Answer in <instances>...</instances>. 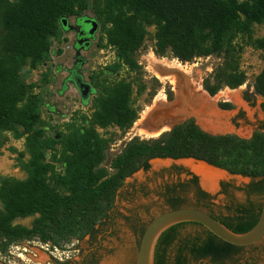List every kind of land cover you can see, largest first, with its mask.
Listing matches in <instances>:
<instances>
[{
  "label": "trees",
  "instance_id": "16d2710c",
  "mask_svg": "<svg viewBox=\"0 0 264 264\" xmlns=\"http://www.w3.org/2000/svg\"><path fill=\"white\" fill-rule=\"evenodd\" d=\"M89 9L101 24L103 41L116 52L118 60L109 68L114 74L140 70L136 53L150 27L156 30L155 53L159 57L170 54L182 63L223 58L204 81L211 97L248 82L239 65L241 53L236 42L240 37L252 39L253 48L264 51V37L254 38L255 27L264 24V0H0V154L6 144L4 137L11 135L15 140L25 139L29 156L25 180L5 178L0 183L1 254L26 241L62 248L83 239L108 217L125 180L140 170L148 171L155 159H193L232 175L260 179L252 192L264 197V133L250 139L212 135L194 119L155 139L134 138L113 159L112 173L103 168L108 141L98 128L128 131L139 120L134 83L125 79L96 88L100 93L90 118L72 120L65 125L66 131L56 136L48 133L43 116L47 98L36 89L52 83L49 66L54 47L68 42L63 21L81 18ZM40 69L46 70L40 83L31 82ZM253 90L246 95L247 101L264 98V70ZM93 92L91 88L86 97ZM221 108L232 110L233 105L223 103ZM54 163L63 164L65 171L57 172ZM172 203L173 209L181 208L179 200ZM30 217H37L31 227L15 225L18 219ZM257 223L227 227L244 234ZM168 249L158 243L155 264H168L164 257ZM176 264L186 263L177 259Z\"/></svg>",
  "mask_w": 264,
  "mask_h": 264
},
{
  "label": "rangeland",
  "instance_id": "374dc122",
  "mask_svg": "<svg viewBox=\"0 0 264 264\" xmlns=\"http://www.w3.org/2000/svg\"><path fill=\"white\" fill-rule=\"evenodd\" d=\"M92 21L98 24V28L90 40V46L83 50L77 59L75 51V45L78 40L76 31L78 26L83 24L85 29L90 32L92 28L90 22ZM68 22L71 27L64 34L68 42L61 46L55 45L52 63L49 66L53 71L52 83L47 87L37 88L36 93H41L42 96L47 98L48 107L43 110V116L47 123L46 129L50 135L56 136L58 133H64L66 131L65 125L72 120L91 117L94 100L100 93L96 89L97 87L101 88L105 83L111 84L122 79L134 83L133 101L136 108L140 111L139 120L128 131H122L117 127L98 128L101 137L108 141L106 160L102 167L109 173L113 172L111 169L113 159L121 154L127 144L134 138L140 137L143 140H150L164 134L162 133L155 138L139 135L137 132L138 123L145 111L153 109L148 118L160 111L159 109L163 105H158L160 98L163 99V97L165 108L171 110L173 105L178 104L177 106H179V99L182 93L178 95L176 88L170 81L162 80L156 75L151 65L153 60L176 62L182 65L191 74L188 76L183 73L179 75L178 73L177 79H180L182 85L189 84V89L199 90L201 93H207L204 89V81L214 74V71L223 62V58L218 56L195 59L191 63H182L170 54L166 57H159L155 53L154 36L156 30L155 27H150L144 44L136 53V60L140 70L130 73L124 69L114 74L109 68L116 62V52L103 41L101 24L95 11L89 9L83 17L70 18ZM254 32V38L264 37V24L257 25ZM236 46L241 53L239 60L240 69L247 74L248 82L235 90L224 88L215 97H211L208 93L207 95L211 100L216 101L214 105L216 111L221 112L218 109L220 103H231L233 105L231 111L221 112L229 116L228 124L230 130L220 134H231L243 139H250L254 132L260 128L259 123L264 122V112L260 107L264 100L259 97L255 99L256 102L251 106L244 100V95L253 92V84L264 70V51L253 48L252 39L247 37H240L236 42ZM59 51H62V54H59ZM77 65L80 66L78 72L81 74L75 72L71 80L81 91L80 87L85 79L94 90L91 96L83 98L79 91H70L69 88L65 92H61L65 87L64 78L68 73L67 71ZM44 73H46L45 69L35 72L31 82H39ZM140 88L142 89V94L138 93ZM193 91L190 93H194ZM170 92L173 94L172 99H170ZM231 93H236L240 96L242 107L227 97ZM83 100L86 105L82 104ZM51 109L55 113H52ZM184 109L180 108L179 110L182 118H176L175 121L171 120L169 123L178 124L193 118L199 124L197 117L192 114L187 115L188 111L185 109V113ZM241 110L244 114L243 118L239 117ZM169 123L165 128H170L165 133L172 130L174 124L170 125ZM141 125L140 128L144 129L143 125ZM147 132L150 133L148 130ZM4 141L6 144L0 154V183L5 178L19 181L25 180L28 176L25 164L29 160L25 149V139L15 140L11 135H7L4 137ZM159 161L166 164L160 169H155L153 164ZM187 161L192 160L155 159L151 161V167L148 171L140 170L132 177L127 178L117 193L114 205L108 212V217L95 227V238H97V241L94 244L91 243L88 235L79 241L73 240L62 248H52L50 244L45 245L38 240L26 241L13 246L7 254L0 253V264H82L85 257H89L86 260L87 264H136L143 237V229L149 226L152 219L167 212L171 206L173 207V200H179L181 208L205 206V204H200L193 194L187 191V187H183L188 174L199 178V188L211 197V200L216 204L220 206L227 205L230 208L249 206L248 198L244 196L246 192H250L247 190V186L251 182H259L260 179L254 180L250 177L232 175L224 170L227 178L221 182L231 183L236 187V189L230 191L232 193L231 196L225 198L219 194L220 188L216 192L206 190L202 185L201 178L183 164ZM54 164L57 172L63 173L65 171L63 164ZM251 200L256 204L264 203V197L258 193L257 196L252 195ZM36 218L18 219L15 225L31 227ZM194 231L195 229L192 226H183L178 229L182 239L190 237L191 234H194ZM173 251L174 247L171 249V252ZM52 253L57 258L53 257ZM255 257L264 259V252H257Z\"/></svg>",
  "mask_w": 264,
  "mask_h": 264
},
{
  "label": "flooded vegetation",
  "instance_id": "af4514ba",
  "mask_svg": "<svg viewBox=\"0 0 264 264\" xmlns=\"http://www.w3.org/2000/svg\"><path fill=\"white\" fill-rule=\"evenodd\" d=\"M70 27L71 26L69 24L68 29ZM76 34L78 40L77 44L75 45V51L78 59L80 57L81 52L83 50H86L90 46V40L93 37L90 36L89 31L85 29V26L83 24L78 26ZM84 83L85 84H83V86L90 85L86 82L85 79ZM90 87L92 88L91 85ZM252 93L253 92H251L250 94ZM246 95H244V100L248 102L251 106H253L256 102L255 99L259 98L258 96H256L255 99H253L252 101H247ZM262 99L264 100V98ZM221 104L223 103H220L218 105V109L221 112L231 111L223 110L221 108ZM260 107L261 110L264 112V102ZM242 112V110L239 112L240 118L244 117V114ZM259 124L260 128H258L254 132L253 136L256 133H264V122ZM198 181L199 178L197 176L188 174L186 182L183 183V187H187V191L192 193L193 196L198 200V202H200V204H205V206H194L187 208H195L202 210L228 227H236L240 223H246L248 225H251L252 223L259 221L262 213L263 204H256L251 200L252 195L257 196V193L252 192V187L257 185L259 182H251L247 186V190L250 192H246L244 196L248 198V202L250 203L249 206L230 208L227 205L220 206L219 204L213 202L211 200V197H209L199 188ZM219 188V194L223 195L225 198H229L232 194L230 193V191L232 189H236V187L231 183L226 184L224 182H220ZM172 209L173 207L171 206L169 210ZM153 220L154 219L150 221V224ZM183 226H192L195 229L194 234H191L188 238L182 239V237H180L178 233V230L170 234H167L166 231L158 242L161 248H169L166 255L165 253H162V256L165 255L164 257L165 259H167L168 264H176L177 259L183 260L186 264H264V259H257L255 257L257 252H264V238L255 245L238 247L233 245H227V243L220 240L207 228L200 224L185 223L182 224V226H180L179 228ZM147 227L143 229L144 232L146 231ZM88 236L92 244L97 241V238H95V229ZM173 247L174 251L171 252V249H173ZM88 258L89 257H85L82 261V264H87L86 260Z\"/></svg>",
  "mask_w": 264,
  "mask_h": 264
},
{
  "label": "water",
  "instance_id": "95a60500",
  "mask_svg": "<svg viewBox=\"0 0 264 264\" xmlns=\"http://www.w3.org/2000/svg\"><path fill=\"white\" fill-rule=\"evenodd\" d=\"M90 24L92 28L89 34L90 36H93L98 28V24L93 21L90 22ZM63 26L64 28H68L69 22L67 20H64ZM90 88H91L90 85H85V86L82 85L80 87L82 95L84 97L89 94ZM179 110H180L179 106L173 105L172 109L170 110L171 113L169 112V115H166L163 120L157 117V114H152V116H150L148 120L143 124V128L146 131L148 130L150 133L161 131L168 125L169 121L171 120L175 121L176 118H182V116H180L179 114ZM182 123L174 124L171 122L169 124L170 125L174 124L172 126L173 129L175 126ZM212 135H217V134H212ZM190 160L204 164L213 170H217L222 173H225L224 170L213 167L207 164L206 162L196 161L193 159ZM185 223L200 224L205 228H207L212 234H214L220 240L233 246L246 247V246L255 245L264 238V203L258 223L252 230L244 234L235 233L227 226H225L223 223H221L220 221L216 220L206 212L199 209L183 207L179 209L168 210L167 212L156 217L152 221V223L147 227L140 243L136 264H155L156 248L162 235L169 229Z\"/></svg>",
  "mask_w": 264,
  "mask_h": 264
},
{
  "label": "bare ground",
  "instance_id": "6f19581e",
  "mask_svg": "<svg viewBox=\"0 0 264 264\" xmlns=\"http://www.w3.org/2000/svg\"><path fill=\"white\" fill-rule=\"evenodd\" d=\"M152 69L155 71L156 75L161 78L162 80L170 81V83L176 88V93L178 92V95L182 93L179 99V108H185L188 113L187 115H195L199 121L200 126L207 132L213 133V134H220L224 132H228L230 130L229 124H228V115L222 114L218 110L214 108V105L216 104L215 100H211L207 93H201L199 90L195 89H189L187 84L180 83V79H177V74L179 75L181 73L190 75V71L182 67V65L176 63V62H169V61H159L157 59L153 60L152 63ZM186 80V79H185ZM179 82V84H178ZM195 90V91H193ZM194 93H190V92ZM232 102H235L238 106L242 107V101L238 94L231 93L227 96ZM179 98V97H178ZM159 99V98H158ZM164 103V97L163 99L160 98L159 105H163L160 107V111H158L157 117L160 119H164L166 115H169V112L171 111L167 108H165ZM178 105V104H177ZM184 109V112H185ZM153 109H148L145 111L142 116L141 120L138 123V129L137 132L141 136L149 137V138H155L160 136L162 133H165L169 130V128H164L161 131L148 133L146 130L140 128V125L144 124L148 120V116L151 114V111ZM156 110V109H155ZM183 113V112H182ZM186 113V112H185ZM141 125V126H142ZM166 163L156 162L154 163L155 169L162 168ZM185 167L195 174H197L201 178V182L203 187L210 191V192H216L219 189V183L227 178V175L217 171L213 170L209 167H207L204 164L196 163L192 161H187L183 163Z\"/></svg>",
  "mask_w": 264,
  "mask_h": 264
},
{
  "label": "crops",
  "instance_id": "0c3cea01",
  "mask_svg": "<svg viewBox=\"0 0 264 264\" xmlns=\"http://www.w3.org/2000/svg\"><path fill=\"white\" fill-rule=\"evenodd\" d=\"M70 29H68V30H66V32L67 31H69ZM53 59V58H52ZM77 68H80V66H76L75 68H72V69H69L67 72V75L65 76V81H64V84H65V87H64V89L61 91L62 93L63 92H65V90L67 89V88H69V90L70 91H74V90H76V91H79L80 93H81V91L76 87V85L72 82V80H71V77H72V75L75 73V72H78L79 71V69H77ZM79 73V72H78ZM79 74H81V73H79ZM84 84V83H83ZM86 102L83 100L82 101V104H84V105H86L85 104ZM88 103V102H87ZM52 110V109H51ZM50 110V111H51ZM52 113H55L54 112V110H52Z\"/></svg>",
  "mask_w": 264,
  "mask_h": 264
},
{
  "label": "built area",
  "instance_id": "2783aa9c",
  "mask_svg": "<svg viewBox=\"0 0 264 264\" xmlns=\"http://www.w3.org/2000/svg\"><path fill=\"white\" fill-rule=\"evenodd\" d=\"M118 59H117V57H116V60L115 61H117ZM52 255H53V257H55V258H57L55 255H54V253H52Z\"/></svg>",
  "mask_w": 264,
  "mask_h": 264
}]
</instances>
